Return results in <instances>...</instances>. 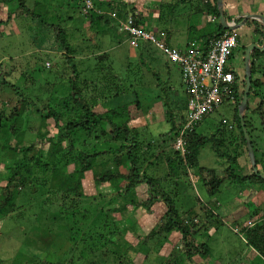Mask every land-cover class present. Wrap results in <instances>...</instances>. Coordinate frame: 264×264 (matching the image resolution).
<instances>
[{
	"label": "rangeland",
	"instance_id": "rangeland-1",
	"mask_svg": "<svg viewBox=\"0 0 264 264\" xmlns=\"http://www.w3.org/2000/svg\"><path fill=\"white\" fill-rule=\"evenodd\" d=\"M82 1H88L91 4L93 1L100 2L102 5L99 3L98 6L102 7L100 8L102 13L105 12L113 19H118V16L123 17L122 3H128L140 12L144 8L145 11L150 12L146 21L150 18L152 23V20L157 17L156 21L154 20L157 26L154 33L158 35V0H26L25 5L39 14L38 17L41 20L34 19L35 23L32 24L30 19L27 21L21 18L13 19L2 26V32H0V60L14 66L15 72L11 81L27 104V108L16 121L17 131L13 135H9V127L13 123L11 121L5 122L0 130V190L6 184V177L13 166L14 157H19V149L33 145L36 149L40 148L39 154L45 159L50 150V144L46 142L40 144L38 141L42 136L54 137L56 134L53 123L41 121L32 106L34 103L36 106L45 105L50 102V98L53 105L60 103L64 94L68 93L63 86H67L70 68L66 64L63 49L51 35L49 25L50 28L54 25L65 30L67 41L74 51L73 56L80 82L83 80L94 82V91L98 92L100 90L98 84L103 81V76L109 67L121 82L124 80L127 83L128 86L125 85L128 90L127 95L122 96L119 102L110 100L100 103L96 107L97 111L131 101L134 90L138 92L144 106L150 105L144 119L141 117L138 121L139 124L149 125L142 131V135L144 134L142 138L147 140L150 137L158 138V134L169 128L164 122L166 118L164 109L161 107L162 102L154 98L163 95L160 89L157 91L154 86V74H158L162 87L167 83V77L170 78L172 91L176 92L171 94L167 90L172 101L181 100L184 103L185 100L186 102L180 89L179 74L174 64L173 66L166 65L162 54L156 49L145 54L139 53L136 48L131 47L127 35L123 34L120 37L121 34L115 31L116 26L113 25V19L110 21L112 24L110 26L101 22L90 23L91 18L83 15ZM16 3V1L3 5L0 3V20L6 19L7 9H11ZM106 3L112 4L108 7ZM162 5L168 7L171 6V2ZM176 9L186 11L188 6L184 4ZM191 18H188L189 22ZM244 18L246 17L241 20L243 21ZM193 21L194 18L191 23ZM238 21L240 18H236L235 22L239 25L235 30L238 48L232 53L235 61L230 60L229 65L231 67H234V64L240 65L235 72L243 78L245 66L242 63V51L252 44L254 36L245 24H242V21ZM151 23L146 22V26L151 28L154 26ZM193 25L189 23L188 28ZM175 27L181 30H177L176 33L183 35L182 31L186 30L187 25L172 23L169 29L175 30ZM194 33L196 34H191L190 39L198 32L194 31ZM101 66L103 70L99 69ZM53 89H56V93L52 92ZM90 90L87 88L88 98H90L88 94ZM259 92L260 97L263 96L264 88ZM12 101L17 102V98L11 90L0 93V110L5 109L8 113L10 111L8 106ZM255 102V97L249 100V110L245 115L247 122L252 125L251 131L249 129L251 140L254 142V147L258 149V153H261L264 152V135L253 112ZM234 107V105L220 107L216 113L205 118L197 128V133L211 136L216 132L222 120L231 123L234 117ZM186 113L187 110L184 109L181 115L185 116ZM4 144L10 147L15 146L16 149L11 151L9 147H3ZM173 145V143H168L165 151L160 150V152L166 153L173 148ZM36 149L28 152V159L35 154ZM160 152L158 151L159 157L155 155L153 160L155 167L149 166L146 171L152 173L153 176L162 177L167 172V168ZM231 153L234 154L232 151ZM239 162L243 165L246 163V158H239ZM33 163L29 161L27 165L32 166ZM198 164L200 167L214 170H221L226 166L225 160L219 159L209 146L200 150ZM71 168H69L70 171ZM22 174L24 177L28 175L25 172ZM32 176L40 178L41 175L33 171ZM92 182V173L87 172L82 181V192L89 197L81 198L78 205L70 204L71 198H74L70 195L69 200L63 201L59 197L56 203L53 201V205L42 207L40 200L32 199V192L39 197L42 196L44 200L49 198L50 203L53 199L52 195H48L41 186H29L27 181L25 184L22 181V191L16 200L19 208L16 207L12 215L4 218L0 216V264H35L36 262L39 264H112L115 263L112 251L119 248L120 253H125V260H131L135 264H167V262L169 264L181 258L178 233L169 236L159 235L158 238L155 237L143 243L144 237L160 220L163 212L160 204L152 207L150 213L127 204L124 212H114L124 204L123 200L114 195L115 192L108 185L102 186L100 191L107 197H99ZM35 187H39V190H34ZM181 191L184 199H180V205H177L179 213H185L189 209L195 210L196 215H187L185 218H196L194 229L198 236H194L195 241L206 243L210 249L209 257L207 262H203L204 264H264V260L247 246L241 233L244 220L256 219L253 214L250 215V209L255 208V205L264 206V184L250 187L248 184L239 185L227 182L222 186L221 192L210 199L199 189L196 178L191 175L184 179ZM145 194L144 187L137 188L136 200L143 199ZM260 194L262 196L258 197ZM111 198L113 200L109 201ZM258 198L260 201L257 200ZM84 210L87 216L82 220L80 213L72 217L73 212L82 213ZM235 213L239 214L238 220L232 219ZM32 214H36V217L30 216ZM207 215H210V220L213 222L204 233V228L209 225L205 220ZM217 217H220L222 223H214ZM116 228L118 233H116ZM120 231L124 233L120 234L121 237L119 236ZM100 235L105 239H102ZM197 261L202 262L203 260L195 257L193 262L186 261L185 264H195Z\"/></svg>",
	"mask_w": 264,
	"mask_h": 264
},
{
	"label": "trees",
	"instance_id": "trees-1",
	"mask_svg": "<svg viewBox=\"0 0 264 264\" xmlns=\"http://www.w3.org/2000/svg\"><path fill=\"white\" fill-rule=\"evenodd\" d=\"M13 1L17 2L16 5L11 9H7V16L4 21L0 20V32H2V26L13 19L21 18L25 21L30 19L32 24L35 23L34 19L41 20L38 17L39 14L25 5L26 0H0V3L3 5ZM82 2L81 5H84V1ZM184 2L185 0H176L175 3L184 4ZM99 3L93 1L92 9L85 14L86 16L83 15L85 17L89 16L91 18L90 23L92 24L101 22L106 26L112 25L110 21L113 18L105 12L102 13V7L98 6ZM111 4L106 3L108 7ZM100 5L102 4L100 3ZM122 6L124 9L122 13L123 17L117 15L118 19L112 20L114 22L113 25L115 24L116 26L115 31L119 32L120 24L131 18L133 27L151 32L146 26V17L143 15L144 9L142 12L137 11V8L132 7L128 3H122ZM129 7L132 8L127 10ZM202 7V10L205 9L208 15H213L217 19L214 21L211 32L207 36L209 39L202 42L204 46H207L210 42L221 38L227 30H224L219 23L216 0H213L212 4L206 0ZM241 21L240 18L238 22ZM245 26L254 36L252 43L261 46L264 41V26L254 20H247ZM48 28L55 42L63 49L66 64L70 68L67 86H63L64 89H67L68 93L64 94L60 103L54 105L51 98L50 102L45 105L36 106L35 103L32 104L34 111L39 115L41 121L53 123L56 134L54 137L42 136L38 141L40 144L45 142L50 144V150L45 159L39 154L40 148L36 149L33 145H29L21 147L19 149V157L15 156L13 159L12 168L9 170L7 167L9 173L6 177V184L0 190L1 218L12 215L15 211L17 207L16 200L20 197L21 188L23 187L22 181L24 184L27 181L29 186H41L42 189L46 190L48 195H52L53 199L50 203L49 198L44 200L42 196L39 197L36 193L32 192V199L40 200V206L42 207L53 205V201L56 203V199H59V197L63 201L69 200L70 195L74 197L73 199L71 198L70 204L78 205L81 198L85 199L89 197L85 196L82 192V181L85 178V174L91 172L92 183L99 197L106 196L100 191L102 190V186L108 185L115 192L114 195L123 200L124 204L115 209L114 212H124L126 204L135 208H141L148 213L151 212L152 207L156 204H160L163 207L159 222L144 237L143 243L152 238H158L159 235L169 236L178 233L181 258L169 264H185L186 261L193 262L195 257L202 258L203 260L202 262L197 261L195 264H204L203 262L209 257L210 249L206 243L198 240L195 241L194 236H198L196 234L197 231L194 229L196 218H185L187 215H196V212L193 209H189L187 212L180 214L177 207L178 204L180 205L179 200L184 199L181 191L184 179L193 175L197 180L199 189L210 199L218 195L221 192L222 186L227 182L239 185L248 184L250 187L264 184V178H262L264 177V152L258 153V149L254 147V142L250 137L252 125L250 122H247L245 115L246 111L249 110L248 103L241 117L239 116V106L242 102L245 89V74L243 78H240L235 70L232 71L236 79L231 87L233 100L229 104L226 102L222 103V106H235L234 117L231 123L222 120L216 132L211 136L197 133V128L200 126L197 125L183 134L185 142L183 152L172 148L166 153H161L160 150L165 151L168 143L176 141L182 129L183 116L181 112L185 109V100L184 103L181 100L172 101L171 95H168L169 93H176L172 91V85L169 82L170 78L167 77V83L162 87L158 74L153 75L156 90L160 89V93L163 94L161 97L155 96L154 98L158 102H162L161 107L164 109V116L166 118L164 122L169 128L167 131L158 134V138L150 137L148 140L142 138L144 135H142V131L148 127L142 123L139 124L138 121L141 117L144 119L150 109V105L144 106V102L140 100L138 92L134 90L131 95L133 96L131 101L114 105L110 108L107 107L103 111H97L96 107L100 103L110 100H118L119 102L122 96L127 95V83L124 80L121 82L120 78L115 76L109 67L103 76V81L98 84L100 85L98 92L94 91V82L85 80L80 82L81 79L73 56L74 51L67 41L65 30L59 29L54 25H51V28L49 25ZM136 49L139 53L145 54L154 51L155 47L150 43L143 42ZM242 63H244V49L242 51ZM166 65L170 66L167 63ZM44 67L46 66L44 65ZM99 69L103 70L104 68L101 66ZM167 70L169 71V68ZM250 70L251 85L248 102L252 97L256 98L253 112L264 135V95L261 97L259 95V91L264 88V51L259 52L254 50L250 53ZM14 72L15 68L13 65L5 61L0 62V93L5 90H11L17 98V102H10L8 106L10 111L8 113L5 109L0 110V130L5 122H13L9 127V135H13L17 131L16 121L27 108L26 100L21 98L22 96L17 92L18 89L15 88V84L11 81L14 77ZM87 88L91 89V92L88 93L90 98L87 95ZM167 90L169 91L168 94ZM52 92L56 93V89H53ZM181 92L184 95L182 89ZM217 111L215 110L214 113ZM241 118L251 143L255 162L254 169L257 173L254 172L249 161L240 121ZM6 146L11 151L16 149L15 146L3 145V147ZM205 146H209L219 159L225 160L226 166L224 168L214 170L199 166L198 155L200 150ZM33 149H36V152L28 159V152ZM158 151L164 157L167 168V172L162 177L159 175L153 176L152 173L146 171L147 167L155 165L153 160L155 159V155H159ZM58 157L60 161L57 159ZM242 157L246 158V163L243 165L239 162V158ZM156 159L158 160V158ZM29 161L34 162V165H27ZM70 167H72L71 171L69 170ZM33 171H37L41 175L40 178L32 176ZM23 172L28 174L27 177L23 176ZM139 187H144L146 194L143 199L136 200V189ZM34 190L38 191L39 187H35ZM31 195L29 194V197ZM260 196L262 195L260 194L258 197ZM259 199L257 200L260 201ZM112 200L113 198L109 201ZM47 209L50 210V208ZM250 211V215L253 214L256 219L247 218L248 220H244L241 233L247 246L264 260V206L259 207L255 205V208L250 209ZM77 213H80L81 220L87 216L84 210L82 213L73 212L72 217H76ZM30 216L36 217V214ZM209 216L205 217L206 223H209V225L204 228V233L213 222H211ZM232 219L238 220L239 214L235 213ZM214 223H222V220L220 217H217ZM104 224L107 223L104 222ZM116 233H118L117 228ZM121 233L122 235L124 234L123 231H120V237ZM100 237L105 239L102 235ZM81 242L84 241L81 240ZM117 247L119 246L117 245ZM119 249L112 251L113 260L115 261L112 264H135L131 260H125V253H120ZM35 264L39 263L36 262Z\"/></svg>",
	"mask_w": 264,
	"mask_h": 264
},
{
	"label": "built area",
	"instance_id": "built-area-1",
	"mask_svg": "<svg viewBox=\"0 0 264 264\" xmlns=\"http://www.w3.org/2000/svg\"><path fill=\"white\" fill-rule=\"evenodd\" d=\"M92 9V4L84 1L83 14ZM119 30L129 36L130 45L137 48L140 43L153 44L165 63L176 66L180 87L184 92L187 113L183 116L182 129L173 143V148L184 151L183 134L200 125L206 117L218 110L223 102H232L231 87L238 66L231 67L233 51L238 48L236 31H227L221 38L204 46L202 42L192 41L183 50L167 46L161 37L153 32L132 26V19L121 23Z\"/></svg>",
	"mask_w": 264,
	"mask_h": 264
},
{
	"label": "crops",
	"instance_id": "crops-1",
	"mask_svg": "<svg viewBox=\"0 0 264 264\" xmlns=\"http://www.w3.org/2000/svg\"><path fill=\"white\" fill-rule=\"evenodd\" d=\"M205 1L206 0H185L184 4L188 6V9H186V11H183V9L175 10V8L183 6V3L176 4V0H168V2H171V6L166 7L165 5H162L168 3L166 0H158V35L167 46L174 50L180 51L183 50L192 41L200 43V41L203 42V40L205 41L209 39L207 36L210 34L211 28L214 25V21H216L217 19L213 15H208L205 9L202 10V6ZM207 1H209L210 4L213 3V0ZM222 11L225 14V19L227 17V22H236V18H243L247 15L264 18V0H222ZM143 15L145 17H147V15L150 16V12L144 11ZM190 17L194 18L193 23H191L192 18L191 22L188 21V18ZM156 19L157 17L154 18L155 21ZM154 20H152L151 23L150 18L147 19V22H149V24L151 23L152 25H154L149 28L151 32H155L157 30V26H155ZM172 23H183L187 25L186 30L182 31L183 35H178L179 33H176L177 30H180L176 27L175 30L169 29V27L172 26ZM189 23L194 24L193 27L189 26L188 28ZM162 24L165 25L162 26ZM118 31L119 32L117 33L121 34L120 37L125 34L120 30ZM194 31L198 33L190 39L191 34H196L194 33ZM233 61H235V59H233ZM234 65L238 66L237 64Z\"/></svg>",
	"mask_w": 264,
	"mask_h": 264
},
{
	"label": "water",
	"instance_id": "water-1",
	"mask_svg": "<svg viewBox=\"0 0 264 264\" xmlns=\"http://www.w3.org/2000/svg\"><path fill=\"white\" fill-rule=\"evenodd\" d=\"M216 4H217L218 12H219V23L221 24V27L227 31L236 30L239 27V25L235 22H227L225 17H224V14L222 11V0H216ZM247 20H254L256 22L261 23L264 26V18H261L258 16L248 15V16H246V18L243 19L242 24H245V22ZM254 50H257L259 52L264 51V41H263V44L261 46H259L256 43L249 44L244 51L245 89H244L243 96H242V102L239 106V116L240 117H241L242 113L244 112V110L246 109L247 103H248V94H249L250 85H251L250 53ZM240 121H241V126L243 128V136H244V139L246 142L248 156H249V159L251 162V166L254 169L255 162H254V156H253L251 143H250L249 137L246 133V130L244 129V124L242 122V118L240 119ZM254 172L257 173V171L255 169H254ZM262 178H264V177H262Z\"/></svg>",
	"mask_w": 264,
	"mask_h": 264
},
{
	"label": "clouds",
	"instance_id": "clouds-1",
	"mask_svg": "<svg viewBox=\"0 0 264 264\" xmlns=\"http://www.w3.org/2000/svg\"><path fill=\"white\" fill-rule=\"evenodd\" d=\"M244 64V63H243Z\"/></svg>",
	"mask_w": 264,
	"mask_h": 264
}]
</instances>
